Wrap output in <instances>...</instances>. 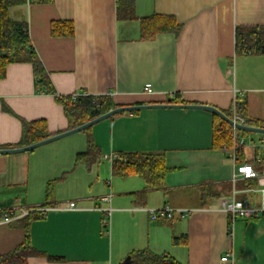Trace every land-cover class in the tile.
I'll return each mask as SVG.
<instances>
[{
    "label": "crops",
    "instance_id": "1",
    "mask_svg": "<svg viewBox=\"0 0 264 264\" xmlns=\"http://www.w3.org/2000/svg\"><path fill=\"white\" fill-rule=\"evenodd\" d=\"M121 2L26 0L9 13L27 22L31 45L59 96H110L122 107L165 104L179 95L184 104L222 112L243 101L247 119L264 122V56L238 55L235 47L238 27L264 26V0H134V19L122 17ZM155 15L174 17L180 33L143 40L141 19ZM69 28L73 32L65 34ZM148 84L151 94L144 92ZM215 118L198 109H145L115 115L30 152L0 155V255L25 240L23 217L4 219L5 211L18 208L45 209L43 218L29 224L31 244L42 255L27 264H123L143 250L168 254L180 264H264V217L230 225L220 208L233 191L254 205L261 199L245 192L255 182H232V160L213 147ZM34 121H44L50 137L70 130L64 107L36 87L33 66L9 64L0 80V149L22 148L17 145L23 124ZM251 134L243 136L255 141ZM89 137L99 158L76 165ZM162 152L169 172L159 190L147 189L136 176H114L105 158ZM256 154L264 169V150L247 147L242 161L251 162ZM140 193L144 196L136 198ZM109 195L111 203L102 200ZM165 206L190 214L150 219L149 210ZM99 208L112 209L109 233ZM226 255L229 261L222 262Z\"/></svg>",
    "mask_w": 264,
    "mask_h": 264
},
{
    "label": "trees",
    "instance_id": "2",
    "mask_svg": "<svg viewBox=\"0 0 264 264\" xmlns=\"http://www.w3.org/2000/svg\"><path fill=\"white\" fill-rule=\"evenodd\" d=\"M26 0H0V80L6 77L7 66L12 63L27 62L33 66V73L36 79V87L44 93L53 95L58 103L64 107L65 115L69 122V129H75L86 124L109 111L118 108L110 96L78 95L76 99L71 96L57 95L48 73L46 72L37 53L31 45L28 24L25 21H15L10 17L12 7L21 6ZM121 11L123 18L134 19V0H122ZM121 7V6H120ZM56 24H52V32L56 33ZM182 25L171 16L155 15L141 19V38L153 40L160 33H174L178 35ZM72 28L65 34H71ZM235 47L238 55L264 56V26L238 27L236 29ZM174 104H184L179 95L173 96ZM236 112L247 119V105L240 101L237 103ZM135 113V112H131ZM232 117L233 108L224 112ZM213 130V147L223 149V146L230 148L232 144V127L219 118ZM247 122L254 127L264 128V122L247 119ZM85 131H89V128ZM241 135L247 132L240 131ZM50 134L47 131L44 121H34L23 124L21 142L18 147H26L42 140L48 139ZM99 158V151L92 137L88 138V145L85 152L76 156L75 164H91ZM169 169L166 166L165 154L162 153H127L119 155L118 159L112 161V173L120 178L136 176L141 178L147 189L159 190L166 186V177ZM54 182L47 186V200H50ZM144 194H136V198ZM44 213L40 211L29 212L22 218L25 224L26 237L24 242L9 251L0 255V264H27L30 257L42 255L34 249L30 241L29 224L43 218ZM178 239H174L177 243ZM131 257L127 264H180L168 254L157 255L148 250L136 251L129 255ZM50 261L58 262L60 258L48 256Z\"/></svg>",
    "mask_w": 264,
    "mask_h": 264
},
{
    "label": "built area",
    "instance_id": "3",
    "mask_svg": "<svg viewBox=\"0 0 264 264\" xmlns=\"http://www.w3.org/2000/svg\"><path fill=\"white\" fill-rule=\"evenodd\" d=\"M144 92L151 94L153 93V88L151 85H146L144 87ZM78 95H73V98L76 99ZM170 98H173L170 97ZM240 98L244 99V93H240ZM237 101H234L233 105V114L232 117H229L234 123L243 125V126H252L247 122L246 118L241 117L236 112ZM254 127V126H252ZM232 144L230 148L227 146H223V150L228 153L230 159L234 164V173L232 182L235 183L237 181H253L255 185L246 190L251 191L253 194L260 196V205L252 204L248 199H237V193L233 191L232 195L228 198L222 199L220 203L221 210L226 213L229 219L230 225L234 224L237 219H258L264 217V169L258 168V166L262 163V158L259 154H256L253 161L246 162L242 161V157H244L246 153V148L251 147L255 150H264V136L259 139V141L247 140L243 135L240 134V130H238L235 126H232ZM109 161H113L119 158V155L113 154L105 157ZM112 196L103 197L102 200L107 203H111ZM75 207V203H70L69 208L73 209ZM103 213L102 225L104 231L106 233L110 232L111 226V213L112 209H102L99 208ZM42 213H45V209L39 210ZM29 212L20 210L18 208H12L5 211L4 219L9 222L12 219H16L18 217H24ZM149 217L153 221H157L159 219L166 220H174L176 217H186L190 214L189 210H174L169 206H165L159 210H149ZM222 262L229 261V255H226L221 259Z\"/></svg>",
    "mask_w": 264,
    "mask_h": 264
},
{
    "label": "water",
    "instance_id": "4",
    "mask_svg": "<svg viewBox=\"0 0 264 264\" xmlns=\"http://www.w3.org/2000/svg\"><path fill=\"white\" fill-rule=\"evenodd\" d=\"M172 98L167 99V103L165 104H151V105H136V106H122L118 107L116 109H113L109 111L107 114L102 115L86 124L81 125L80 127H77L75 129H71L69 131L60 133L58 135H55L53 137H50L48 139L42 140L38 143L22 147V148H17V149H0V155H6V154H16V153H23V152H30L33 151L34 149L45 145L47 143L53 142L55 140L61 139L63 137H66L68 135H72L81 131H84L93 125L97 124L98 122H101L105 119L111 118L115 115H119L122 113H128V112H136L140 110H145V109H152V108H175V109H198V110H205L210 113H212L214 116L218 117L222 121L226 122L228 125L235 126L238 130L243 131V132H248V133H260L264 134V128L262 127H252V126H243L234 123L224 112L221 110L212 107V106H207V105H187V104H174ZM131 257L128 256L123 264H127L130 261Z\"/></svg>",
    "mask_w": 264,
    "mask_h": 264
},
{
    "label": "rangeland",
    "instance_id": "5",
    "mask_svg": "<svg viewBox=\"0 0 264 264\" xmlns=\"http://www.w3.org/2000/svg\"><path fill=\"white\" fill-rule=\"evenodd\" d=\"M256 73L259 74V72H257V71H256ZM250 138H252V139H254L255 141L258 142L259 139L261 138V135L253 133V134L250 135Z\"/></svg>",
    "mask_w": 264,
    "mask_h": 264
}]
</instances>
